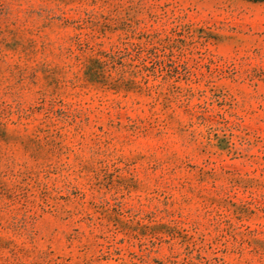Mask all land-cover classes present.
<instances>
[{"label":"rangeland","instance_id":"374dc122","mask_svg":"<svg viewBox=\"0 0 264 264\" xmlns=\"http://www.w3.org/2000/svg\"><path fill=\"white\" fill-rule=\"evenodd\" d=\"M0 264H264V0H0Z\"/></svg>","mask_w":264,"mask_h":264}]
</instances>
